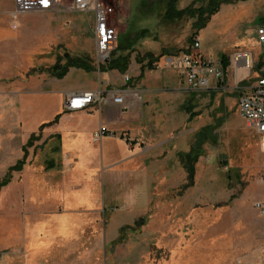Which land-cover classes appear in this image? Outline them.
Returning <instances> with one entry per match:
<instances>
[{
	"label": "crops",
	"instance_id": "obj_1",
	"mask_svg": "<svg viewBox=\"0 0 264 264\" xmlns=\"http://www.w3.org/2000/svg\"><path fill=\"white\" fill-rule=\"evenodd\" d=\"M4 1L0 0V37L8 38L14 32V28L9 23L11 17H14L15 0H11L13 7L10 8L4 6ZM193 1L190 0V3ZM237 3L223 4L220 12L213 15L207 26L217 23L221 13L226 11L224 9L229 10L227 18L242 13L247 5L238 10L234 6ZM262 23L264 24V20ZM18 27L16 29H20ZM203 29L197 34L201 41L198 52L207 57L221 60L228 58L230 61V65L225 68L223 84L215 86L217 82L213 80L210 89H190L184 77L175 68L166 65L163 56L153 68H146L142 77H140L141 64L136 59L133 61L131 59L125 73L119 69L87 71L83 68L71 67L63 78L50 75L47 88L44 86L45 78L42 76L44 73H36L34 80L41 81V85L26 86L24 92L18 95L17 106L12 105L13 100L3 106L1 102H7L8 98L5 97L3 100L0 91V113L7 112L5 107L8 106V113H16V121L18 125H22V129L19 130L13 124L10 130L3 133L0 178L4 177L9 168L23 157L24 151L21 154V149L30 135L38 134L40 126L52 121L58 114H61L59 120L42 130L41 137L46 136L47 139L41 145H45L49 138L57 141L58 145L54 148L64 157L56 163L52 159L47 160L43 168L39 167V164L32 166L26 159L23 168L12 171L11 181L1 188L0 264H70L66 261L61 263L58 258L63 255L76 256L79 247L80 249L84 247L88 251L86 255L92 256L98 245L102 248L106 246V241H124L123 235L126 229L124 231L122 229L130 226L128 229L135 231L146 223L147 218L140 216L137 219L133 218L132 223L125 224L119 219L108 222L106 214L109 193L114 190V184L120 194L116 197V201L125 208L132 209L134 217L140 208L153 202L150 194L157 192L162 195L159 196L156 208L176 206L180 214H183L184 208L198 205L199 201L205 198V193L209 194V200L217 203V206L234 203L233 207L229 206L222 213L233 211L237 215V220L234 219L233 224L240 227L247 226L248 229L240 228L227 233L217 231L213 239L211 238L212 241L209 240L210 248L224 250L225 253L221 255L226 254L232 259V263L229 264H238L235 261L236 257L245 256L246 258L239 264H249L252 258L261 256L264 247V216H259L255 208L257 199L253 205L251 204L249 215H246L238 211L240 202H234L238 195L232 199L236 193L230 192V189H215L210 183L207 187L198 186L195 191L197 195L192 196L188 189L198 183V166L205 164L201 159L203 151L200 148L202 153L195 163L191 185H188L189 171L182 162L181 156L194 147V141L189 143L188 139L194 135L197 142L202 133L197 130L205 122V118L199 114V109H193L196 102L194 95L201 92L216 93L225 101L228 109L234 103L237 106L240 88L250 84L257 75L261 59L264 58V45L258 42L254 34L255 27L251 28L253 36L250 38L236 36L235 45L243 48L241 53L251 54L252 64L250 67L245 66L246 58L242 57L238 64L232 65L234 48H225L220 43L206 44V39L204 40V35L201 33ZM36 30L42 37L47 33L38 26ZM19 40L18 42H21V39ZM35 47L39 49L43 45H35ZM189 51L196 50L188 48ZM153 52L157 53V51ZM126 73L130 75L129 80L125 78ZM229 73H231L230 77H228ZM123 88L139 90L142 99L134 101L129 107L111 101L104 104L91 103L87 108L73 111L65 107L70 94L74 92L102 89L107 93ZM127 98L130 101L134 96L129 93ZM189 123L192 125L186 129ZM102 126L115 131L116 134L104 136L99 142H94L93 134ZM179 130L184 132L179 138L174 139V132ZM20 131L23 132V146L21 145L15 154H11L6 147L12 144ZM122 133H128L138 140L129 144L121 136ZM50 161L54 166L48 168ZM50 175L55 176V179L47 181L46 178ZM70 179L74 180V183H71ZM126 190L129 192L127 195ZM139 193L144 194L141 201L138 198ZM174 193L177 195L173 196ZM57 204H62L64 211L52 210ZM82 208L88 213H79ZM45 210L48 213L45 214ZM140 218H144L145 221L137 227L135 224ZM180 221L183 227L196 225L199 228L204 224L201 220L195 222L191 218L184 219V217ZM222 221V216L216 220L215 230H218ZM169 223V220L165 223L166 230L169 228ZM152 224L154 229H157V222ZM83 227H93L96 232L90 235L83 234L81 232ZM187 236L183 228L176 235L175 242L171 244L178 246L172 247L174 258H177L181 251L179 246L183 245ZM60 240L64 245L57 244ZM85 240L86 243L82 245ZM193 243L191 242V245L199 248V244ZM263 257L264 254L262 259ZM160 264H182V261H165Z\"/></svg>",
	"mask_w": 264,
	"mask_h": 264
},
{
	"label": "rangeland",
	"instance_id": "obj_2",
	"mask_svg": "<svg viewBox=\"0 0 264 264\" xmlns=\"http://www.w3.org/2000/svg\"><path fill=\"white\" fill-rule=\"evenodd\" d=\"M107 1L118 12L119 47L114 52L117 55L131 52L132 61L136 59L138 53L157 51L156 54H159L160 47L187 50L192 45L193 38L199 33L193 28L195 18L175 22L164 21L166 0ZM10 2L11 0H5L4 6L6 8L13 7ZM72 2L73 0H61L58 10L54 12L22 13L16 19L11 17L9 24L14 28V32L8 38L0 37V91L3 100L5 97L8 98L7 102H1L3 106L8 105L11 100H13L12 105H19L18 95L24 92L26 86L41 85V81L34 80L37 76L36 73L27 75L32 67L50 66L56 62L59 55H63L65 52H70L72 55L89 54L91 57L94 56V16L91 13L73 10ZM189 3L190 0H179L178 7L184 8ZM199 5L200 3H196V6ZM246 5L245 10L235 17L227 18L229 10L224 9L226 11L221 13L217 23H211L210 26L208 25L202 30L204 40L206 39L205 43L209 45L220 43L225 48L233 47V56L242 52L243 48L235 45V37L240 36L245 39L252 37L251 28L255 27L256 31V28L260 23L263 24L262 20H264V0L240 1L234 6L239 10ZM18 26L20 29H16ZM36 26L43 28L47 32L46 35L40 36ZM143 29H146L148 33L144 35ZM19 39L21 42H18ZM35 45H43V47L37 49ZM263 59H261V63ZM42 76L45 78L44 86L47 88L51 76L48 73H44ZM230 76L231 73L228 77ZM194 98L196 102L193 103V109H199V114L205 118L203 126L197 131L204 132V134L200 133L197 142H195V136L189 134L188 140L189 143L194 141L195 144L201 145L203 151L201 159L205 164L198 166V183H195V186L189 188L188 191L192 196H196L195 191L198 186L207 187L210 183L215 189H230V192L238 195L234 202H240L238 206L240 214L244 212L249 215L251 204L253 205L256 199L264 195V151L261 150L259 136L237 111L236 103L228 109L225 101L219 95L208 92H201L194 95ZM7 108L8 106L5 107L7 112L0 113V151L4 146L1 140L4 137V131L10 130L13 124L19 130L22 129V125H18L16 121L17 114H9ZM191 125L192 123H189L186 129H189ZM183 132V130L174 132V139L179 138ZM46 139V136H42L41 139L36 140L32 146L28 147L27 163L30 162L32 166L39 164V167L43 168L49 159L55 163L64 159L63 155H59L54 148L58 145L57 141L49 138L45 145H41ZM23 141V132L20 131L6 149H9L8 152L11 154H15L19 147L23 146ZM21 154H23V149H21ZM229 169L232 170V186L226 178ZM46 179L51 181L55 179V176L50 175ZM70 181L74 183V180L70 179ZM141 181L140 184H142ZM115 185L113 186L114 190L111 191V189L109 193L110 199L106 214L108 222L119 219L124 224L132 223L133 218L146 216V223L135 231L126 229L123 235L124 241H106L104 248L98 245L92 256L86 255L88 251L84 247L81 249L79 247L76 250V256L65 257L63 255L58 258V261L61 263L66 261L70 264H160L165 261L176 262L177 260H181L182 264L232 263V259L228 258L226 254L225 256L221 255L225 253L224 250L210 248V241L217 231L227 233V231L234 232L240 228L248 229L247 226L240 227L233 224V220H237V215L233 211L222 213L229 206L233 207L234 203L217 206V203L209 200V194L205 193V198L199 201L198 205L186 207L183 214H180V210L176 206L156 208L159 196L162 195L157 192L150 194L153 197V202L140 208L134 217L132 209L125 208L116 201V197L120 194ZM128 193L126 190L125 194ZM176 195L177 193L173 194V196ZM143 197V193L138 194L140 201L143 200ZM52 210L64 211V206L57 204ZM86 211L85 208H82L79 213L86 214L88 213ZM46 213L48 212L46 211ZM221 216L223 217L222 224L218 230H215L214 223ZM182 217L184 219L191 218L195 222L201 220L204 224L199 228L196 225H184L183 227L180 223ZM167 220L170 223L166 230ZM154 222H157V229H154V224H152ZM182 228L188 236L183 245L179 246L181 251L177 258H174L172 247L178 246L175 244L171 246V244L175 242L176 235L181 232ZM81 232L90 235L96 230L93 227H83ZM191 242L199 244V248H195ZM85 243L86 240L82 242V245ZM57 244L64 245V242L60 240ZM263 248L261 256L252 258L249 264H260L262 254H264ZM245 258V256L236 257L235 261L239 264Z\"/></svg>",
	"mask_w": 264,
	"mask_h": 264
},
{
	"label": "built area",
	"instance_id": "obj_3",
	"mask_svg": "<svg viewBox=\"0 0 264 264\" xmlns=\"http://www.w3.org/2000/svg\"><path fill=\"white\" fill-rule=\"evenodd\" d=\"M61 0H15L13 16L30 12H53L57 11ZM72 9L77 12L91 13L94 16L93 38L95 40L94 64L99 70L100 66L106 64L114 50L118 47L119 31L117 29L118 12L107 0H73ZM258 42L264 45V24H260L255 31ZM201 41L195 36L190 46L195 52H181L177 55H165L166 65L175 68L185 79L187 86L193 90H206L212 88L213 80L215 86L223 84L225 79V68L221 59L207 57L198 52ZM245 57V66L252 64L251 54L237 53L231 59L232 65L239 63L240 58ZM157 63L155 62L154 65ZM126 80L130 79L125 74ZM131 93L134 98L128 100L127 95ZM142 94L139 90L123 88L116 91L104 93L102 89L74 92L70 94L65 104L67 110H80L87 108L91 103L104 104L114 102L124 107H129L136 100H141ZM240 115L247 120L249 125L255 129L259 136L261 150L264 151V59L258 68L254 80L240 88L237 102ZM116 132L106 126L100 127L93 134L94 142H99L104 136L115 135ZM121 136L129 143L137 141L128 133ZM255 208L260 216H264V195L255 201ZM264 264V257L262 263Z\"/></svg>",
	"mask_w": 264,
	"mask_h": 264
},
{
	"label": "trees",
	"instance_id": "obj_4",
	"mask_svg": "<svg viewBox=\"0 0 264 264\" xmlns=\"http://www.w3.org/2000/svg\"><path fill=\"white\" fill-rule=\"evenodd\" d=\"M239 1L246 0H195L191 2L184 8L178 7L179 0H166V9L164 11L163 20L168 22L181 21L184 19L195 18L193 22V28L198 32L207 26L210 22L213 15L219 12L221 6L223 4L237 3ZM196 3H200L199 6H196ZM142 33L145 35L148 33L146 29L142 30ZM197 36V35H196ZM119 47V46H118ZM181 52H188V49L183 48H172L165 47L161 49L159 54H155L154 52L148 51L144 54H137L136 61L141 64V74L140 77L143 76V72L146 68H153L154 63L157 62L161 57L165 55H177ZM64 61V62H63ZM131 62V52L125 54L117 55L116 52L112 53L110 60L100 66V71H107L111 69H119L121 72L125 73ZM222 63L224 68L230 65L229 59L222 58ZM71 67L83 68L87 71L98 70L96 65L94 64V60L89 54L84 55H72L70 52H65L63 55H59L54 64L50 66H38L30 69L27 75H31L34 73H48L49 75L57 78H63L69 71ZM61 114H58L52 121L45 122L40 126V132L38 134L33 133L30 135L28 141L23 146L24 155L21 159L17 161V163L11 166L6 173V175L0 178V190L3 186L7 185L12 179V171L21 170L26 163V159L28 156V147L32 146L36 140L41 138L42 130L51 124L56 123ZM204 134V132H202ZM200 144H195L192 149L186 153L182 154V162L186 166L189 171L190 181L188 185L193 183V177L195 173V163L197 161L198 156L202 153ZM53 163L50 161L47 165L48 168L53 167ZM232 170L229 169L227 172V179L230 183V186L233 185V176L231 174ZM237 194L232 196V199L236 197ZM145 219L140 218L135 226L139 227L144 223ZM130 226H126L122 229H128Z\"/></svg>",
	"mask_w": 264,
	"mask_h": 264
}]
</instances>
